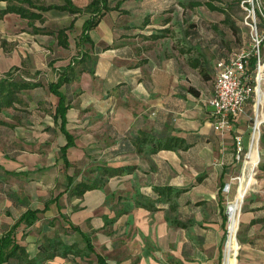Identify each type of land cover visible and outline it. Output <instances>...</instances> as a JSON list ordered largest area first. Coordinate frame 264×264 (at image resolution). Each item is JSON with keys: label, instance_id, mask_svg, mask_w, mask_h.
<instances>
[{"label": "crops", "instance_id": "1", "mask_svg": "<svg viewBox=\"0 0 264 264\" xmlns=\"http://www.w3.org/2000/svg\"><path fill=\"white\" fill-rule=\"evenodd\" d=\"M73 1L83 7L91 0ZM110 1L112 5L117 2ZM169 1L120 0L119 8L105 13L89 31L88 41L80 36L89 14L69 12L70 22L75 18L73 28H79L69 48L58 45L57 35L42 28L47 20L35 22L39 33L31 27L22 30L23 45L10 51L0 47V79L23 78L40 83L34 87L42 86L36 78L15 71L28 67L35 53L53 56L35 64L40 75L44 67L55 71L48 89L49 83L69 71L70 63L74 66V79L60 88L70 102L66 128L74 136V145L67 150L68 167L60 152L67 137L61 130L62 118L55 116L58 96L50 89L55 98L50 120H38L46 131L59 133L66 180L43 206L27 205L26 209L61 215L70 231L80 234L93 264H99L97 254L107 264H220L222 260L221 206L226 205L225 186L231 184L227 180L235 165H231L233 135L241 133L248 145L249 134L241 125L243 115L231 131L215 130L211 99L215 65L223 57L209 55L198 45L202 37L194 39L190 29L184 26L181 31L172 25V13L155 9ZM260 4L264 13V0ZM178 29L183 34L177 36ZM55 43L58 48L53 47ZM7 123L14 126V122ZM169 137L180 138L188 147L156 149L159 140ZM42 140L47 141V136ZM259 156L242 211L241 264H264V135ZM57 163L61 160L56 159ZM121 166L125 170L119 173L107 171ZM221 181L225 186L220 195ZM79 183L96 187L79 195ZM80 232L91 238L94 251L86 248ZM25 240L30 242L23 243L30 255L36 256L39 244L33 236ZM54 258L49 262L61 264L60 258Z\"/></svg>", "mask_w": 264, "mask_h": 264}, {"label": "rangeland", "instance_id": "2", "mask_svg": "<svg viewBox=\"0 0 264 264\" xmlns=\"http://www.w3.org/2000/svg\"><path fill=\"white\" fill-rule=\"evenodd\" d=\"M34 1L46 4H60L63 0ZM244 1H247V3ZM256 1L254 0L255 4ZM251 2L252 0H242L238 4L236 0H170L167 2V6L155 4L157 5L155 9H165L172 13L169 16V19L172 20L171 24L175 25L176 28H180L181 31H183L182 28L184 26L186 30L190 29L189 31L194 39L199 40L198 36L202 37L201 44L199 43L198 45L203 46V49L209 55L217 54L219 57L226 58L229 54L239 49H253L251 16H249V10L247 9ZM209 4L211 6H221L227 10V13L213 9ZM5 5V1L0 2V6ZM46 14L47 23L42 28L53 31V36L55 37L57 30L61 26H68L72 17L68 11L61 10L48 11ZM261 17L257 13L259 26L261 27L260 31L264 27V20ZM37 22L40 23L39 21ZM30 27L32 31L33 27L28 24V21L15 13L0 19V47H3V51H10L16 45H23L21 32L24 29H30ZM78 30L79 28L68 30L69 43L75 44ZM200 30H203V32L201 33ZM181 31L178 29L176 35L179 36ZM8 37L14 39L10 40ZM40 38L42 39L43 36L40 35ZM58 45L60 44L58 43ZM58 45L55 43L53 47L58 48ZM261 49L264 54V45H261ZM52 57L49 52L42 56L35 53L29 58L28 67L23 65V67L15 69V71H19V75H28L41 81L42 86L23 91L20 94L23 101L17 103L15 107L4 108L0 113L1 119L6 122L7 120L14 122V126L0 124V234L11 227L27 205L32 207L43 206L48 197L54 196L59 192L63 187L61 185L66 180L65 171L67 170L64 168L59 152V133L46 131L43 125L38 122L39 119L43 118L50 120L55 98L48 89V82L51 78H55L56 74H54V70L44 67L43 73L40 75V71L35 69V64L39 65L41 61L44 63L48 62ZM243 116L241 125L250 134L254 124L252 109L247 107ZM45 131L46 133H44ZM263 135L264 124L261 125L258 150L262 146L261 136ZM43 136H47L48 140L44 142L42 140ZM56 159L61 160V163L55 164ZM234 162L235 165L230 172L233 178L231 177V179L227 180L231 182V187L230 189H225L224 204H226V210H228L229 203L235 198L239 183V178L237 177L242 175L246 165V169L249 170L248 164L245 165L244 160L238 161L235 158L231 165ZM259 164L260 160L255 171H257ZM20 168L24 169L20 170ZM7 169L14 170L15 173L6 171ZM250 188L242 202L240 222L236 233L239 243L236 257L238 264H241L242 242L240 232L242 211ZM12 193H17L20 196L18 197L19 200L13 199L10 195ZM69 208H72V206ZM39 216L40 219L32 226L21 225L17 229V236L19 238L21 236L22 243L29 245L30 242L25 239L30 236H33L39 246L42 244L47 246L50 239L58 242H70L73 244L74 249L67 251V254L64 253V250L59 249V256H57L58 258L55 257L54 260L60 258L61 264H93V261L88 259L93 257V255L86 253L80 234L70 231L68 223L64 218H61V215L56 212H49L47 214L40 213ZM229 224L230 219L227 223V229ZM229 233L222 244L223 256L220 264H224L225 261V249Z\"/></svg>", "mask_w": 264, "mask_h": 264}, {"label": "trees", "instance_id": "3", "mask_svg": "<svg viewBox=\"0 0 264 264\" xmlns=\"http://www.w3.org/2000/svg\"><path fill=\"white\" fill-rule=\"evenodd\" d=\"M5 1L6 5L0 7V19L3 18L6 14L15 13L23 19L28 20V24L33 27L34 33H39L41 28L35 24L36 21L40 23L45 22L46 17L44 12L51 9H58L62 11H68L72 14H82L86 13L89 16L85 19L83 24V31L81 34L82 41L90 40L89 31L98 25L102 17L108 11L112 9L119 8L120 0H117L115 5L111 4L110 0H91L86 6H78L74 3L73 0H63L60 4H46L39 3L34 0H0ZM238 4L242 0H236ZM247 3V1H244ZM211 6V4H209ZM213 9H218L227 13L225 8L221 6H211ZM261 17V15L258 13ZM263 20V18L261 17ZM263 24V22H262ZM75 25V18L70 22L68 26L59 28L57 30V39L58 43L64 47H69V36L68 30H71ZM74 59V58H73ZM256 64V57L252 56L250 58V67L254 68ZM69 71L65 74H61L56 82L49 83V89L52 93L58 96V104L56 107L55 116H59L62 118L61 120V130L65 133L67 137V142L60 148V152L62 158L65 162V165L68 167L71 163L67 158V150L69 147L74 145V136L67 130L66 128V112L70 107V102L66 99V95L60 90L61 86L65 83L71 82L74 79V66H71V63L67 66ZM93 72V71H91ZM9 75V74H7ZM206 75V74H205ZM207 77V76H206ZM40 83L27 81L25 79H9V77H5L0 79V113L4 110L5 107L14 106L15 103L19 102L21 99L19 97V93L24 89L31 88L34 86H38ZM250 108V106H249ZM0 124H8L5 120L0 118ZM261 141H263V136H261ZM188 147L184 144L183 140L178 137H169L165 141L159 140L156 149H178ZM125 167H111L107 168L110 174H116L121 171H124ZM8 171V170H6ZM15 173L14 171H9ZM70 182L73 181L71 177H69ZM225 184L221 181V187L219 190V194L223 193V187ZM79 187L78 194L82 195L84 191L89 188L96 187V184H81L77 185ZM167 189V188H165ZM176 193L180 190L176 188ZM166 193V192H165ZM13 199L19 200L17 193L10 194ZM20 202V201H19ZM46 209V208H45ZM44 209V210H45ZM41 210L39 208H30L28 207L19 217L18 219L11 225L9 229H7L0 236V264H52L49 260H52L56 255H58L59 249L64 250V253H68L73 245L66 244L64 242H58L57 240H49L47 246H43L44 244L39 246V251L36 256L32 257L27 250L25 244L21 242V239L17 237V229L25 224L26 226H31L35 223V221L39 218V213ZM221 213L223 215V227H224V238L226 239L228 234L227 223L229 220L228 212H226V207L221 206ZM78 230V227H74ZM83 236L84 241L86 242V248L89 251H94V245L89 236H86L82 232H80ZM43 247V248H42ZM99 264H107L105 261V257L97 254Z\"/></svg>", "mask_w": 264, "mask_h": 264}, {"label": "built area", "instance_id": "4", "mask_svg": "<svg viewBox=\"0 0 264 264\" xmlns=\"http://www.w3.org/2000/svg\"><path fill=\"white\" fill-rule=\"evenodd\" d=\"M247 9L251 16L253 49H239L216 62L214 95L211 99L212 122L215 130L220 133L234 129L236 121L246 112L247 107L252 109L254 124L248 145H245L241 133L233 135L235 158L238 161L244 160L245 165L250 152L255 147L259 148L261 125L264 124V54L261 49V45H264V27L260 31L257 18L259 13L264 20V13L260 0H257L256 4L252 0ZM252 56L256 57L254 68L250 67ZM230 187L231 184L226 183L225 189ZM229 229L230 224L228 232Z\"/></svg>", "mask_w": 264, "mask_h": 264}, {"label": "bare ground", "instance_id": "5", "mask_svg": "<svg viewBox=\"0 0 264 264\" xmlns=\"http://www.w3.org/2000/svg\"><path fill=\"white\" fill-rule=\"evenodd\" d=\"M260 123V121H258ZM260 156L259 150L255 147L249 154L247 158V165L244 167L242 175L239 177V183L236 189L235 198L229 203V214H230V233L226 242V257L224 264H238L237 262V253L239 248V243L236 237L237 229L240 222L241 206L245 194L248 189L251 187L252 182L254 181V172L256 166L259 163Z\"/></svg>", "mask_w": 264, "mask_h": 264}, {"label": "water", "instance_id": "6", "mask_svg": "<svg viewBox=\"0 0 264 264\" xmlns=\"http://www.w3.org/2000/svg\"><path fill=\"white\" fill-rule=\"evenodd\" d=\"M228 214H229V206H228V210H227ZM229 218H230V214H229Z\"/></svg>", "mask_w": 264, "mask_h": 264}]
</instances>
